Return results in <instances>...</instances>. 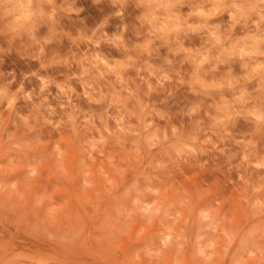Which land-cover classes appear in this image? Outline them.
Here are the masks:
<instances>
[{
  "label": "clouds",
  "instance_id": "obj_1",
  "mask_svg": "<svg viewBox=\"0 0 264 264\" xmlns=\"http://www.w3.org/2000/svg\"><path fill=\"white\" fill-rule=\"evenodd\" d=\"M0 264H264V0H0Z\"/></svg>",
  "mask_w": 264,
  "mask_h": 264
},
{
  "label": "rangeland",
  "instance_id": "obj_2",
  "mask_svg": "<svg viewBox=\"0 0 264 264\" xmlns=\"http://www.w3.org/2000/svg\"><path fill=\"white\" fill-rule=\"evenodd\" d=\"M21 66H22V65H21ZM32 67H36V65H35V64H33V65H32Z\"/></svg>",
  "mask_w": 264,
  "mask_h": 264
}]
</instances>
